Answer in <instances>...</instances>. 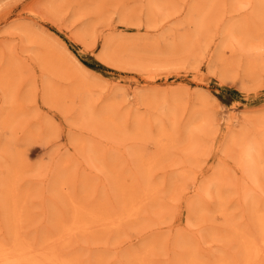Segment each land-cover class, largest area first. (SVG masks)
<instances>
[{"label":"rangeland","instance_id":"rangeland-1","mask_svg":"<svg viewBox=\"0 0 264 264\" xmlns=\"http://www.w3.org/2000/svg\"><path fill=\"white\" fill-rule=\"evenodd\" d=\"M72 221L71 264H264V0H0V264Z\"/></svg>","mask_w":264,"mask_h":264},{"label":"bare ground","instance_id":"bare-ground-1","mask_svg":"<svg viewBox=\"0 0 264 264\" xmlns=\"http://www.w3.org/2000/svg\"><path fill=\"white\" fill-rule=\"evenodd\" d=\"M252 159V162H253V159H254V157L253 158H251ZM119 162V161H118ZM131 200H132V198H131ZM137 200H135V202L133 201L132 203H131V205H133V207H131L130 206V208H128V210H127V212H126V214L121 218V220L119 219V216L114 220V221H111V220H108V221H103V222H101L100 224L98 223V225H96V226H94V227H96V228H98V227H103V226H106V227H110V226H112L113 224H115V225H120V223L122 222V220L123 219H127V221H129L130 219H132V217H134V216H136L137 214H138V211H139V207H137ZM127 205L125 204V207H126ZM261 213V212H260ZM259 213V214H260ZM261 215V214H260ZM262 217V216H261ZM263 220V219H262ZM77 221V220H76ZM69 225H71V227H68V226H66V228L63 230V229H61V231H58V236L56 237V238H54V239H52V241H50V243L51 244H53L52 246H55L56 245V247H58V249H52V247H51V250H50V245L49 244H45V245H41V247H40V250H42V251H51L50 253L49 252H45V253H47V254H50L49 256L50 257H54L55 258V262H54V264H71V263H68L67 261H65V259L62 257V254H61V252H60V247H61V245H63L64 246V244L66 243V241L68 240V239H70V237L71 236H73L74 235V233H76L77 232V230H75L76 228L75 227H79V226H76L75 225V223H74V221H72V223L70 224V223H68ZM67 224V225H68ZM75 225V227H73L72 225ZM85 225V224H84ZM63 227H64V225H63ZM82 227V226H81ZM92 227V226H91ZM260 226L258 225V228H259ZM85 228V227H84ZM83 228V229H84ZM262 227H260V231H259V233L261 232V234H263L264 235V228H262ZM79 229V228H78ZM87 229V228H86ZM79 230H82V228H80ZM78 230V231H79ZM233 230V229H232ZM80 232V231H79ZM237 233V235H239L242 239H243V241L245 242V243H247L248 242V237L246 236V235H244V234H242L241 235V233L239 232V231H237L236 232ZM235 237H236V235H235ZM49 239H51V238H49ZM260 241V240H259ZM263 241V244H264V239H261V242ZM263 244H261L262 246H263ZM259 245V244H258ZM62 246V247H63ZM260 246V245H259ZM255 248V250L256 251H254V253H253V255L251 254V256H252V260H251V257H249V259L247 260V262H249V264H262L261 262H258V259H255L256 260V262L254 261V257L256 258V255L255 254H257V253H260V250H262V249H260L258 246H254ZM23 248H25L24 250V254H25V258H23L24 259V264H50V262L49 261H39V260H34V257L35 256H33V254L32 253H34L35 251H36V249L35 248H33V246H31V245H27V244H25V245H23ZM246 249H247V251H251V249H253V247L251 248L248 244L246 245ZM251 253V252H250ZM40 254V253H39ZM43 254V253H42ZM39 256V255H38ZM262 256V255H261ZM263 257V256H262ZM53 258V259H54ZM190 260L188 261V262H184V263H181V264H196V259L194 258V256H191L190 258H189ZM42 260V259H41ZM45 260H46V258H45ZM22 262V261H21ZM53 262V261H52ZM143 262V261H142Z\"/></svg>","mask_w":264,"mask_h":264}]
</instances>
